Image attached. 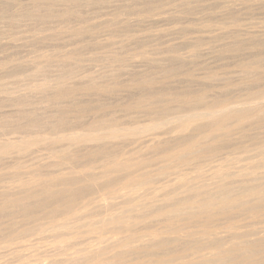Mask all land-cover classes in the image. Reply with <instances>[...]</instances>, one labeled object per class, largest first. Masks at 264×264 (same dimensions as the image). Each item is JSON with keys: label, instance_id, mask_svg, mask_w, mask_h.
I'll return each mask as SVG.
<instances>
[{"label": "rangeland", "instance_id": "rangeland-1", "mask_svg": "<svg viewBox=\"0 0 264 264\" xmlns=\"http://www.w3.org/2000/svg\"><path fill=\"white\" fill-rule=\"evenodd\" d=\"M252 61L259 62V66L241 72V63L248 64ZM50 84H52V89ZM261 90L264 92V0H74L67 4L62 0H0V144L18 140V143L27 145L24 150L0 154V206L4 204L0 207V264H37L38 261H40L38 264H50V261L53 264H108L102 259L107 256V253L104 254V252L109 250L106 249L110 245L108 240L111 239L109 238L116 239L123 235L133 237V234L136 238L142 236L140 234L159 232V228L162 226L161 231H167L164 226H167V229L171 228L172 223L169 222L172 219L176 220H173L176 226L173 225L174 229L169 230L178 231L177 233L192 232V230L194 233L197 230L201 232L200 230L206 226L205 222L210 221L208 219L215 223H210L211 225H217V227L219 225L220 229L229 228L234 224L235 229L239 230H231L230 234L238 232V234L249 235L257 232L259 227V229L264 227V213L262 214L264 207L260 209L262 211L249 210L247 207L251 202L244 203V201L238 200L240 205L243 203L247 207L242 204L238 205L239 207L234 205V209H225L228 210V213L223 211V216L227 217V220L223 217L225 221H218V219H222L221 216L219 218L222 212L216 213L218 215L215 214V216L211 215V218L208 217L209 215L206 213L211 212V210L208 211L211 206L207 204L203 209L202 206H199L200 210L197 209L198 211L194 212L195 215L178 214L181 212L169 214L167 215L169 221L164 219L167 223L163 220L165 215H159V217L149 214V212L152 211V208L170 204L172 198L178 201L181 200L180 197H183L184 200V197L193 193L196 188L201 190L204 186L212 188L220 181L224 182L227 189L233 187L236 190L243 188L254 190L257 187L255 191L260 189L263 192L264 189L261 187L263 185L264 188V177L260 176L264 175V165L261 167L263 160L260 157L264 159L262 157L264 156V144L261 143L264 142V116L260 119L256 117L250 119L251 121L246 120L243 122L242 128H238V130L236 128L224 134L218 133V131H207L205 134L207 133L208 136L204 138H202L203 134L202 137L195 136L196 143L193 147L195 150L191 151V154H187L188 156L185 154V158L189 157L187 160H184L183 155H180L184 153V150L177 152L183 147L170 150L175 156L169 150H167L168 152L164 151L166 148L175 146L184 138L186 140L191 133H193L191 135H195L198 132L197 128L190 129L191 126L189 127V124L192 125L198 120L196 117L200 116L199 122L197 121L194 125H207L205 121L208 118L205 116L211 108L214 110L226 105H234L247 96L261 93ZM58 91L64 94L56 97L55 93ZM201 94L205 96H201ZM198 95L201 96L199 98L201 101L203 100L202 102L198 101L200 99H196L197 101H193L195 98L191 99ZM217 100L221 102L222 106ZM196 102H199V105ZM208 102L211 103L208 104ZM202 104L204 105L202 106ZM191 105L192 108L195 107V110H190ZM199 106L206 107L201 109ZM180 108L185 111L184 114ZM159 110H164L166 120H161L163 113ZM178 110L183 114H179L183 118L181 119L182 123L186 120L184 118L190 115L189 119L192 120V112L194 116L198 114L196 119H193L194 123L193 120L192 122L189 120L190 123L187 121L186 124L188 128H182L186 131H181L180 126H185L186 121L184 124L177 123V125L180 124L179 128L176 125L177 129L175 128V130L179 129L181 132L174 131L173 125L180 121V116L177 115ZM186 110L191 111L189 116H186L188 113ZM196 111L197 114H195ZM200 113L206 114L201 118ZM169 115L172 116L169 117ZM147 119L153 128L149 127ZM201 119L205 121L200 122ZM257 119L258 122H256ZM100 120H104V123L102 121L104 125L102 123L99 125H106V129L97 126L101 122ZM116 120L118 122L122 120L120 124L124 123L125 129L128 130L126 125L130 128L129 134L125 129H123L124 132L122 131L124 126L121 127ZM171 120L175 123H172ZM96 121H98L97 125ZM111 121L119 124L121 129L119 126L114 127L116 124H108V122L112 123ZM139 124L148 132L146 130L141 132L144 129ZM143 124L148 125L147 127L152 130L147 129ZM137 125L141 130L139 127L137 129ZM203 127L205 129V126ZM95 128L100 129L103 134L98 133L99 130L97 132L94 130ZM133 128L140 131L141 134H138L137 131L133 134L131 132V130L134 131ZM70 129L72 134L95 135L96 133L105 136L109 134L110 129V131L112 130L110 134L120 133L121 137L99 140V144L96 142L80 144L64 150V147L61 146L63 142H58V135H62L61 131H64L63 135L71 134L68 131ZM79 129L81 131L83 129L84 132H80ZM45 132L46 134L48 132V135ZM121 132L127 136H122ZM43 134L44 136H42ZM164 152H167L169 157ZM169 154L173 157L171 158ZM103 156L104 158H102ZM100 157L103 162L107 161L106 165L109 167L105 163L103 164ZM67 158L70 159L67 160ZM99 158L101 164L98 163L100 162ZM113 158L114 160H112ZM175 158H178V161ZM95 161H98V164ZM116 161L122 163L121 167L118 165L119 168H116L118 164V162L115 163ZM70 162H72V166ZM128 162L131 164H127ZM81 164L82 166H80ZM126 165H133L132 169ZM87 166H89L88 169H86ZM81 167H85V169H81ZM102 167L104 168L101 170ZM72 168H77L73 172H85L84 175L81 173L84 177L92 174L96 168H98V172H104L103 177L98 173V176L102 178L95 175L96 177H88L82 182L72 185L73 189L86 187L81 196L79 195L77 198L84 205L80 203V206H76L74 209V211L78 209L75 211L76 213L65 205L52 203L53 199H48L44 194L27 198L21 197L27 196L31 191H35L34 189L40 191L44 185H47L46 181L50 185L55 183V180L59 183L60 179L63 181L76 179L73 176L79 175V173H71ZM109 169L114 173L111 174ZM116 169L120 174L115 171ZM105 171H107V175H111L106 176ZM228 172H230V176L227 175ZM128 173L131 181L138 179L137 182H140L143 179L145 182L136 184V180L131 182L130 177L126 178L127 180L124 179V175L129 176ZM80 175L76 177L84 178ZM121 175L123 177H120ZM116 176L125 181L120 178L116 181L118 179ZM31 177L33 178L31 179ZM39 177L41 182L46 180L42 186L37 183L39 185L36 186L30 184L31 187L28 185L29 182L25 183L27 180L32 181ZM54 178L55 180H53ZM93 178H95L94 181ZM99 179H102L101 182L103 180L106 182L108 179L109 184L103 183V185ZM113 179L115 183L123 182L115 184L111 182ZM240 180L243 183L239 182ZM92 181H96L95 185ZM97 182L99 190L102 187L106 189L103 188L98 192ZM126 183L128 185L131 183L132 187L126 186ZM212 183H214L213 186ZM110 184H113L112 187ZM64 186L61 184L51 186V188L53 187L54 189H52H56V191L60 190V194H62ZM117 186H120L119 189L116 188ZM123 186L126 189H133V192L130 189V192H126L128 189H124ZM93 187L96 190H93L94 194L92 193ZM222 187L226 189L223 185ZM108 190L114 191L107 192ZM86 191L87 193H85ZM121 192L123 195L118 197L117 194H121ZM84 193L85 196L82 195ZM98 194L99 196L96 198ZM15 196L17 197L15 198ZM81 197L84 199L81 200ZM98 198L100 201L106 202L107 205L99 207L96 204L97 200L99 201ZM164 198H170V200ZM43 200L49 201V203L51 201L52 204L44 209L46 214L51 209L53 212L56 211L54 213L56 215L57 208L61 209L62 206L67 209L64 212L63 209L62 212L58 209L62 214L57 213V217L53 215V212H49L50 217L47 215L46 217L44 212L38 213L40 216H36L38 218L36 222L40 224L43 221L45 223H41L34 233L23 238L26 232L21 228L23 226L33 228L36 222H33L34 218L32 217L28 219L18 217L19 213L16 211L19 206L20 208L23 206L36 208L39 204L37 202ZM122 200L123 203H119ZM183 200L181 201L183 202L182 207L187 206L189 202ZM91 201L93 202L91 203ZM262 201L264 202V198ZM86 202H90V205L87 203V207L82 208V206H86ZM147 202L148 204H146ZM235 204L238 202L236 201ZM141 205L144 207L141 208ZM88 206L90 207L88 208ZM106 206L109 207L106 208ZM130 206L134 207L135 211ZM80 207L82 210L79 209ZM53 208L55 209L52 210ZM105 208L109 209L105 211ZM121 209L126 212L119 215V217L123 216L120 219L115 216L117 213L114 212L117 211L118 214H121ZM201 209L204 210L206 216ZM245 210L246 212H243ZM90 212H94L93 215ZM125 214H127L128 221L124 219ZM51 215L56 218H52ZM106 215L108 221H106ZM138 215L139 217H137ZM143 215L147 216L144 218ZM101 216L105 218L103 217L102 220ZM130 216L131 220L128 219ZM132 216L136 218H132ZM185 216L188 220L184 218ZM216 216L218 218H215ZM44 217L45 219L49 218L50 222L48 223L49 219L43 220ZM116 218H119L120 221ZM67 219L70 220H68L69 224L66 223L68 226L58 227L57 230L55 225L58 222H65ZM91 220L93 221L91 222ZM100 220L103 221L102 224L106 225H101ZM113 220L123 223L122 227L129 226L122 228L121 223L119 225L117 222L116 225L120 226V231L116 226V233L112 230L116 223ZM95 221H98L99 224ZM183 222L187 224L184 225ZM188 223H191L189 229L185 228ZM195 223L199 226L194 227ZM168 224L170 225L168 226ZM209 225L207 224L203 232L207 228H212ZM182 226L184 227L182 228ZM94 227L100 229L97 228L95 231ZM232 228L234 229V226ZM200 234L202 233L198 235ZM10 236L11 238L7 239ZM167 236L162 239L171 242L172 244L169 243L168 246L174 250L183 249L185 245L188 247L192 241H195L189 242V238L187 240L182 238L183 241L180 238L175 241L174 236L169 235L168 238ZM257 236L250 235L245 239L253 240L256 237L261 238L260 236L263 235L257 234ZM6 240L7 242H5ZM102 247L105 248L104 251ZM130 247L132 248L133 245L128 246V248ZM94 249L99 250L98 255L95 254L96 250ZM120 249L127 251L125 247ZM260 249L258 257L264 254V244ZM131 256L133 255H127L126 259ZM92 257L94 258L92 259ZM147 261L148 264H159L158 257L155 256H146L134 262L147 264Z\"/></svg>", "mask_w": 264, "mask_h": 264}, {"label": "bare ground", "instance_id": "bare-ground-1", "mask_svg": "<svg viewBox=\"0 0 264 264\" xmlns=\"http://www.w3.org/2000/svg\"><path fill=\"white\" fill-rule=\"evenodd\" d=\"M62 1H64L66 4L67 3H70L71 1H74V0H62ZM76 1V0H75ZM41 3V2H40ZM46 3V2H45ZM48 5V4H47ZM50 5V4H49ZM77 12V11H76ZM56 17V16H55ZM259 62H257V61H252V62H250V63H248V64H245L244 62H242L241 63V65H242V70H241V72H243V71H245V69H249V68H254V67H258L259 66ZM57 83V82H56ZM58 83H59V81H58ZM58 83H57V85H58ZM45 84V83H44ZM51 85V89H52V84H50ZM54 85V84H53ZM31 86V85H30ZM157 87V86H156ZM50 91V90H49ZM262 91V90H261ZM260 92V91H259ZM45 93V92H44ZM258 93V92H257ZM62 94H64L63 92H56L55 93V96L57 97V96H61ZM254 94V93H253ZM51 95V94H50ZM202 95H204V94H201V96ZM199 96L200 95H198V97H192L191 99H193V98H195L193 101H195L196 99H200L199 98ZM200 96V97H201ZM205 96V95H204ZM46 99V98H45ZM73 99V98H72ZM171 99H173V98H171ZM204 99V98H203ZM197 101V100H196ZM199 102L201 101V99L200 100H198ZM203 101V100H202ZM201 101V102H202ZM216 101V100H215ZM155 102V101H154ZM190 103V100L189 101H187V103ZM199 102L197 103V105H199ZM205 102V101H204ZM217 102H218V100H217ZM187 103H184V104H187ZM188 103V104H189ZM207 103V102H206ZM211 102H208V104H210ZM212 103H214L213 101H212ZM216 103V102H215ZM221 106H222V104H221V102H218ZM193 104H195V103H193ZM205 104V103H204ZM204 104H202V106L204 105ZM207 104V105H208ZM217 104V103H216ZM136 105V104H135ZM144 105V104H143ZM196 105V104H195ZM197 105L195 106V107H197ZM200 105H201V103H200ZM206 105V104H205ZM219 105V106H220ZM224 105V104H223ZM153 106V105H152ZM185 106V105H184ZM188 106V105H187ZM202 106H199V107H201V109H205V107L206 106H204V107H202ZM211 106V105H210ZM210 106H208V107H210ZM212 106H215L214 104H212ZM211 106V107H212ZM220 106V107H221ZM182 107V106H181ZM186 107V106H185ZM185 107H183V108H185ZM190 107V106H189ZM194 107V108H195ZM207 107V108H208ZM210 107V108H211ZM216 107V106H215ZM215 107H213V108H215ZM194 108H192V105H191V108H190V110L191 109H193V110H195ZM206 108V109H207ZM209 108V109H210ZM216 108H218V107H216ZM185 109H188V108H185ZM184 109V110H185ZM182 110V112H183V114H184V112L185 111H183V109L182 108H180V111ZM189 110V109H188ZM188 110H186V111H188ZM208 110V109H207ZM212 110V111H211ZM211 110H210V112L208 113V114H206V116H205V114H203L205 117H207L208 118V120H207V118H206V120L207 121H205L204 119H201L200 120V122L203 120V121H205V122H207V125H201V124H199V125H194L198 120H199V118H200V116H199V118L198 117H196L198 114H197V111L195 112V114H197L196 116H194V113L192 112L191 113V111L189 112L188 111V113H187V115L186 116H189L190 114L189 113H191V114H193L192 115V120L196 117L198 120L194 123V121L195 120H193V123L194 124H192V125H190L189 124V127H190V129L191 128H193V129H196V130H198V132L195 134V135H191V134H193V133H191L190 135H189V137L186 139V140H182V141H178L179 143L178 144H176L175 146L173 145L172 147H169V148H166L164 151H167V150H169V152L172 154V152L170 151V150H172V149H174V148H178L179 149V147H183V148H181L179 151H177L178 153L179 152H181L182 150H184L183 152V154L181 153L180 155H183L182 157L184 158V160L186 159H189V157L188 158H185L186 157V155L187 154H191V151H194L195 149H193V147H194V145H195V143H196V141H194V137L195 136H197V135H202L201 137L202 138H204V137H206V136H208V134L206 135L205 134V132H209V131H213V132H216V131H218V133L219 132H221V134L223 133H227V132H229V131H231V130H233V129H236V130H238V128H242V124H243V122H245L246 120H250V119H254V118H256V117H259L258 119H260V117H263L264 116V92L262 91L261 93H258V94H255V95H250V96H247L245 99L243 98V100H240V102H238V103H236V104H234V105H226L225 107L223 106L222 108H219V109H212L211 108ZM160 111V110H159ZM162 111V112H161ZM160 112L161 113H163L164 112V110H161ZM179 110L177 111L178 112V114H177V112H176V114L177 115H179V114H181V113H179L180 112ZM209 111V110H208ZM147 112V111H146ZM157 112V111H156ZM160 112H157V113H160ZM206 112V111H205ZM152 113V112H151ZM175 113V112H174ZM174 113H172L173 115H174ZM52 114V113H51ZM183 114H181V115H183ZM201 115H202V113H200ZM199 114V115H200ZM163 115H164V113H163ZM163 115H162V119L161 120H166L165 118V115H164V118H163ZM181 115H179L180 117H179V119H180V121L179 122H176V124H174L173 125V127H174V131H178V132H181V131H186V130H182V128H185L186 127V124L189 122V120L192 122V120L191 119H189V117L191 116H189V117H185L184 118V120L186 121V123H185V121H184V123H185V126H183V125H180V124H184V123H182L181 122V119H183V118H181L182 116ZM203 115H202V117L201 118H203ZM167 116H168V114H167ZM170 116H172V115H169V117ZM176 116V115H175ZM61 117V116H60ZM72 117V116H71ZM177 117V116H176ZM58 118V117H57ZM150 118V117H149ZM159 118H161V117H159ZM158 118V120H160ZM175 118V117H174ZM178 118V117H177ZM187 118H188V120H187ZM191 118V117H190ZM195 118V119H196ZM114 119V118H113ZM171 119V118H170ZM258 119H257V121L256 122H258ZM150 120V119H149ZM173 120V119H172ZM171 120V121H172ZM177 121H178V119H176ZM101 122L100 123H98V125H97V122L98 121H96L95 123H96V125L99 127H104L105 129H106V125L105 126H103L104 124V120H100ZM102 121H103V123H102ZM107 121V120H106ZM105 121V122H106ZM114 121V120H113ZM117 121V120H116ZM147 121H148V119H147ZM154 121V120H153ZM168 121V120H167ZM188 121V122H187ZM251 121V120H250ZM260 121V120H259ZM55 122V121H54ZM112 122V121H111ZM118 122V121H117ZM120 122H122V120L120 121ZM120 122H118L119 124H120ZM149 122V127H152L150 124V121H148ZM151 122H152V120H151ZM174 121H172V123H173ZM199 122V121H198ZM255 122V123H256ZM28 123V122H27ZM103 124L102 126L101 125H99V124ZM170 123V122H169ZM168 123V124H169ZM175 123V122H174ZM177 123H180V124H178L177 125ZM190 123V122H189ZM108 124H116L114 127H116V126H119V124H117V123H109L108 122ZM129 124H130V122H129ZM135 124V123H134ZM158 124V123H157ZM162 124V123H161ZM161 124H159V125H161ZM203 124H205V123H203ZM123 126H124V123L122 124ZM122 125L120 124V126L122 127ZM148 125H145V124H143V126L145 127H147ZM166 125V124H165ZM172 125V124H171ZM176 125H177V127L180 125L181 126V131L178 129V130H175V128H176ZM244 125V124H243ZM92 126H94V125H92ZM109 126V125H108ZM107 126V127H108ZM111 126V125H110ZM119 126V128L121 129V127ZM135 126H136V124H135ZM139 126H141L140 124H139ZM138 125H137V129H138V127H139ZM156 126V125H155ZM163 126H164V124H163ZM183 126V127H182ZM188 126V125H187ZM197 126V127H196ZM203 126H205V129H204V127ZM82 127V126H81ZM91 127V126H90ZM96 127V126H95ZM112 127V126H111ZM149 127H147V129H151L152 130V128H149ZM160 127V126H159ZM195 127V128H194ZM200 127H201V129H200ZM36 128V127H35ZM54 128V127H53ZM68 128V127H67ZM66 128V129H67ZM77 128V126L75 127V129ZM79 128V127H78ZM87 128H89V127H87ZM94 128V127H93ZM92 128V129H93ZM119 128H117L118 130H119ZM126 128H128V130L130 129L127 125H126ZM135 128V127H134ZM134 128H133V130H134ZM141 128H143L142 126H141ZM141 128L139 127V129L141 130ZM179 128V127H178ZM186 128H188V127H186ZM47 129V128H46ZM72 129V128H71ZM71 129L70 130H68L69 132L71 131ZM74 129V128H73ZM84 129H86V128H84ZM91 129V130H92ZM104 129V130H105ZM108 129V128H107ZM112 129V128H111ZM123 129H125V126L122 128V131H123ZM132 129V128H131ZM137 129L136 130H134V131H132L131 130V132L133 133H135L136 131H137ZM144 129V128H143ZM171 129V128H170ZM177 129V128H176ZM56 130H57V128H56ZM60 130H62V129H60ZM64 130H65V128H64ZM80 130V129H79ZM94 130H96L97 132H98V130H99V132L98 133H102V132H100V129H98L97 130V128H95ZM102 130V129H101ZM113 130V129H112ZM112 130L110 131V129H109V134H107V136H105V135H102V134H96L95 133V135L93 134H91V135H79V134H72L71 132V134H68V135H63V132L64 131H61L62 132V135L61 136H59L58 135V133H57V135H58V142H63L62 144H61V146L62 147H64V150L66 149H69V148H71V147H74V146H79L80 144H84V145H86L87 143H90V142H96V143H98L99 142V140H106V139H112V138H117V137H121L120 136V133L119 134H110L111 132H112ZM126 131H128L127 129H125ZM124 130V131H125ZM146 129H144L143 131L141 130V132H144ZM47 131V130H46ZM82 131L84 132V130L82 129ZM81 130H80V132H82ZM95 131V132H96ZM106 132H107V130H105ZM121 131V130H120ZM119 131V132H120ZM123 131V132H124ZM147 131V130H146ZM172 131V130H171ZM173 131V132H174ZM188 131V130H187ZM57 132V131H56ZM58 132H60L59 130H58ZM76 132V131H75ZM123 132H121L122 134V136H127V134H129V131L127 132V134H124ZM138 132V134L140 133V131H137ZM136 132V133H137ZM148 132V131H147ZM212 132V133H213ZM43 133V132H42ZM52 133V132H51ZM50 133V134H51ZM86 133V132H85ZM84 133V134H85ZM108 133V132H107ZM132 133H130V134H132ZM133 133V134H134ZM211 133V132H210ZM209 133V134H210ZM211 133V134H212ZM30 134V133H29ZM45 134H46V132H45ZM65 134V133H64ZM105 134V133H104ZM124 134V135H123ZM132 134V135H133ZM138 134H135V135H138ZM141 134V133H140ZM144 134H146V133H144ZM211 134H210V136H211ZM46 135H48V132H47V134ZM55 135H56V133H55ZM226 135V134H225ZM42 136H44V134L42 135ZM50 136V135H49ZM129 136V135H128ZM48 137V136H47ZM51 138V137H50ZM54 138V137H53ZM39 139V138H38ZM47 139V138H46ZM55 139H57V138H55ZM197 139V138H196ZM18 141V140H17ZM11 142V143H4V144H0V154H9V153H11V152H14V151H21V150H24L25 149V147L27 146V145H25V144H21V142L20 143H18V142ZM34 141H36V140H34ZM33 141V142H34ZM44 141V140H43ZM57 141V140H56ZM111 142V141H110ZM93 143H90V144H93ZM198 143H200V142H198ZM261 143H263L264 144V142H261ZM38 144V143H37ZM99 144V143H98ZM84 145H82V146H84ZM102 145V144H101ZM100 145V146H101ZM197 145V144H196ZM199 145V144H198ZM28 146H29V144H28ZM264 146V145H263ZM47 147V146H46ZM200 148V147H199ZM199 148H197V149H199ZM260 148H262V147H260ZM160 149V148H159ZM164 149V148H163ZM178 149H176V150H178ZM215 149H216V147H215ZM264 149V148H263ZM34 150V149H33ZM47 150V149H46ZM175 150V151H176ZM201 151H202V148L200 149ZM199 150V151H200ZM211 150H213V149H211ZM259 150V149H258ZM51 151H52V149H51ZM214 151V150H213ZM264 151V150H263ZM57 152V151H56ZM163 152V151H162ZM161 152V153H162ZM168 152V151H167ZM167 152H164V153H167ZM198 152V151H197ZM196 152V153H197ZM259 152V151H258ZM257 152V153H258ZM55 153V152H54ZM77 153V152H76ZM104 153V152H103ZM173 153H174V150H173ZM178 153H176V154H178ZM194 154H195V152H193ZM199 153V152H198ZM259 153H261L262 154V152H259ZM53 154V153H52ZM87 154V153H86ZM186 154V155H185ZM193 154V155H194ZM264 154V153H263ZM55 155V154H54ZM170 155V154H169ZM173 156H175V154H172ZM260 155V154H259ZM116 156V155H115ZM167 156H168V153H167ZM172 156V157H173ZM177 156V155H176ZM188 156V155H187ZM258 156V155H257ZM169 157V156H168ZM170 157H171V155H170ZM171 157V158H172ZM178 157V156H177ZM181 159H183L181 156H179ZM191 157H192V155H191ZM262 157H264V156H262ZM65 158V157H64ZM101 158V157H100ZM100 158H99V160L98 161H100ZM102 158H104V156L102 157ZM101 158V161L103 160ZM179 158V159H180ZM2 159V158H1ZM68 159H70V158H67V160ZM91 159V158H90ZM121 159V158H120ZM178 158H175V160H177ZM260 159H262L263 160V163H264V159L263 158H261L260 157ZM73 160V159H72ZM75 160V159H74ZM92 160V159H91ZM97 160V159H96ZM112 160H114V158L112 159ZM116 160V159H115ZM94 161V160H93ZM97 161V162H98ZM98 162V163H102V162ZM105 161V160H104ZM119 161V160H118ZM118 161H116L115 163H117ZM141 161V160H140ZM173 161H174V159H173ZM172 161V162H173ZM178 161V160H177ZM183 161V160H182ZM181 161V162H182ZM55 162V161H54ZM87 162V161H86ZM96 162V161H95ZM96 162V163H97ZM106 162L107 161H105V162H103V164L105 163V165H106ZM113 162V161H112ZM111 162V163H112ZM125 162H126V160H125ZM132 162V161H131ZM174 162H176V161H174ZM180 162V163H181ZM65 163V162H64ZM72 162H70V164H71ZM74 163V162H73ZM94 163V162H93ZM97 163V164H98ZM261 164L262 166L261 167H263V165L264 164ZM67 164V163H66ZM99 164V165H100ZM108 165L110 164V161L107 163ZM120 164H122L121 162L119 163L118 162V164H117V167L116 168H119V166L121 167V165ZM127 164H131V163H127ZM133 164V163H132ZM63 165V164H62ZM89 165H91V164H89ZM93 165V164H92ZM94 165H96V164H94ZM112 165V164H111ZM113 165H116V164H114L113 163ZM119 165V166H118ZM129 165H126V166H129ZM71 166H72V164H71ZM77 166V165H76ZM80 166H82V164L80 165ZM98 166V165H97ZM102 166H104V165H102ZM107 166V165H106ZM124 166V165H123ZM131 166H133V165H131ZM131 166H129L130 167V169H132V167ZM260 166V165H259ZM64 167H66V166H64ZM74 167V166H73ZM88 167L89 166H87V168L86 169H88ZM100 167H101V165H100ZM107 167H109V166H107ZM111 167V166H110ZM70 168V167H69ZM104 167H102L101 168V170L103 169ZM125 168V167H124ZM73 170L71 171V173L75 170L76 171V169L75 168H72ZM81 169H85V167H81ZM108 169V168H107ZM122 169V168H121ZM126 169H128L127 167H126ZM125 169V170H126ZM130 169H128V171H130ZM69 170H71V169H69ZM96 170V171H95ZM94 170V172L92 173V174H90V172H89V174L90 175H87V176H83L84 174H85V172L84 173H80V171H78V172H73V173H79V175L81 174L84 178H78V177H76V176H79V175H77L76 174V176H73V177H75L76 179H71V180H66L65 179V181H63V180H61L60 178V182L59 183H57V180H55V178L53 179V180H55V183H51L50 185H49V183H48V181H46V180H43V182L44 181H46L47 182V185H44L43 186V189H41L40 191H36V189H34L35 191H31L30 193H29V191L30 190H32V189H30L29 191H28V195L27 196H21V197H28V196H35V195H39V194H44V196H46L48 199H53L52 201V203H56V204H58V205H65V207H67V208H70V209H73V211H74V209L76 208V206H80V203H81V201H80V199H78L77 200V198H78V196L80 195L81 196V193H83L85 190H84V188H86V187H84L83 189H80V188H76V189H73V188H71L72 187V185H74V184H76V183H78V182H82L83 180H85V179H87L88 177L89 178H91V177H93V176H95V175H97L98 176V173H99V175H101L102 174V177H103V174H104V172H98L97 170H98V168H96ZM106 170V169H105ZM110 171H111V169H109ZM118 169H116L115 171H117ZM124 170V169H123ZM104 171V170H103ZM109 171V172H110ZM127 171V170H126ZM125 171V172H126ZM113 172V170L111 171V174H113L112 173ZM124 172V173H125ZM227 172V171H226ZM64 173V172H63ZM86 173H87V171H86ZM117 173L118 174H120V172H118L117 171ZM127 173V172H126ZM130 173V172H129ZM128 173V174H129ZM131 173H132V171H131ZM229 173L230 172H228V176H230L229 175ZM48 174V173H47ZM60 174V173H59ZM105 174H106V176H109V175H111V174H109V175H107V171H105ZM234 174H236V173H234ZM33 175V174H32ZM35 175V174H34ZM37 175V174H36ZM35 175V176H36ZM70 175V174H69ZM80 175V176H81ZM127 175V174H126ZM232 175V174H231ZM239 175V174H238ZM28 176H29V174H28ZM62 176V175H61ZM105 176V177H106ZM128 176V175H127ZM215 176V175H214ZM243 176V175H242ZM72 177V178H73ZM96 177V176H95ZM99 177V176H98ZM101 176L99 177V178H102ZM105 177H104V179H105ZM117 177V176H116ZM120 177H123V175H121ZM119 176L116 178L117 180L116 181H118L119 180V178H120ZM124 179H126V178H128L129 179V177H130V174H129V176L128 177H126L125 175H124ZM261 178H263L264 177V175H261L260 176ZM28 178V177H27ZM33 177H31V179H32ZM69 178V177H68ZM113 178V177H112ZM115 178V177H114ZM136 178V177H135ZM225 178V177H224ZM24 179V178H23ZM26 179V178H25ZM24 179V180H25ZM58 179V178H57ZM109 179V178H108ZM108 179H107V181L105 182L104 180H103V182H101L102 181V179H99V181H100V183H107V184H109L108 183ZM111 179V178H110ZM121 179V178H120ZM123 179V178H122ZM121 179V180H122ZM123 179V181H125ZM257 179V178H256ZM259 179V178H258ZM27 180V179H26ZM92 180V179H91ZM95 180V178H93V181ZM120 180V181H121ZM127 180V179H126ZM136 180V184H138V183H140V182H145L143 179H142V181L140 180V182H137V180L138 179H135ZM135 180H132V181H135ZM223 180V179H222ZM264 180V179H263ZM21 181V180H20ZM23 181V180H22ZM63 181V182H62ZM92 181V183H94V185H95V183H96V181L95 182H93ZM115 180L113 179V181L111 180V182H114ZM122 181V182H123ZM130 181H131V177H130ZM131 181V182H132ZM248 181V180H247ZM29 182V183H28ZM43 182H41V180H40V177L38 178V179H34V180H32V181H26L25 183H28V185H30V184H35L34 186H36V185H43L44 183ZM110 182V183H111ZM122 182H117V183H122ZM223 182V181H222ZM221 181L219 182V183H216L215 184V186H213V184L214 183H212V188H207L206 186H204L203 188H202V190L201 189H195L194 190V192L193 193H191L190 195H188L187 197H184L185 199L183 200V197H180L181 198V200L178 198V197H176V198H178L177 200L178 201H175V200H173V198H172V200H170V198H168L171 202H170V204L168 203V204H164V205H161V206H158V207H156V208H152L151 210L152 211H148L149 212V214L151 213V214H154V216L156 215V216H159V215H165L166 217L165 218H163V220L165 219V220H168L169 221V218L167 219V215H169V214H174L175 212H181V213H178V214H186V215H189V216H191L192 214H194V212L197 210V209H199L198 207L200 206H202V209H203V207H204V205L206 206V204L209 206H211L209 209H208V211L209 210H211V212H207L206 214H208L209 216L208 217H210L211 215L212 216H215V214L216 213H218V214H220L221 212H222V215H219V218H220V216H221V218L222 219H218V221L219 220H224L225 221V219L227 220V217L225 218L224 216H223V211L225 210V209H229V208H231V209H234L235 208V206L234 205H240L239 204V201H244V203L246 202V203H249V202H251V203H249V205H248V207L245 205V204H243V205H245L247 208H249V210L251 209L252 211L253 210H260V209H262L263 207H264V202L262 201L263 200V198H264V190H262L263 192H261V190L259 189V190H257V191H255L256 189H257V187L256 188H254V190L253 189H248L247 190V188H243V189H234L233 187L232 188H229V189H227L226 187H225V185H224V182L222 183ZM239 182H241V180L239 181ZM244 182H245V180H244ZM262 182V180L260 181V183ZM37 183H39V184H37ZM43 183V184H42ZM115 183V182H114ZM117 183H115V184H117ZM142 183H141V185H142ZM241 183H243V182H241ZM65 185L64 187V190H62L63 191V193L62 194H60V190L58 191H56V189L55 190H53L52 188H51V186H59V185ZM127 184V183H126ZM125 184V185H126ZM131 184V183H130ZM129 184V185H130ZM135 184V185H136ZM256 184V183H255ZM264 184V183H263ZM104 185V184H103ZM111 185V184H110ZM113 185V184H112ZM112 185H111V187H112ZM123 185H124V183H123ZM128 184L126 185V186H129ZM134 185V186H135ZM222 185L226 188V189H224L223 187H222ZM257 185H259V184H257ZM24 186V185H23ZM31 186V185H30ZM79 186V185H78ZM97 187H98V190L100 189L99 188V185H98V182H97V185H96ZM116 186V185H115ZM131 186V185H130ZM129 186V187H130ZM136 186H139L140 187V185H136ZM259 186H261V185H259ZM16 187V186H15ZM32 187V186H31ZM74 187V186H73ZM80 187V186H79ZM120 187V186H119ZM119 187L117 186L116 188H118L119 189ZM132 187V186H131ZM255 187V186H254ZM62 188V187H61ZM106 189L105 187H102V189ZM115 188V187H114ZM122 188V187H121ZM123 188L124 189H126L124 186H123ZM137 188V187H136ZM136 188H135V190H136ZM223 188V189H222ZM97 189V188H96ZM101 189V190H102ZM128 189V188H127ZM126 189V190H127ZM130 189V188H129ZM129 189L126 191V192H128L129 191ZM233 189V190H232ZM245 189V190H244ZM261 189H264L263 188V185H262V187H261ZM88 190V189H87ZM93 190H94V187H93V189H92V193H93ZM97 190V191H98ZM101 190H99L98 192H100ZM115 190V189H114ZM114 190H108L107 192H109V191H114ZM117 190V189H116ZM115 190V191H116ZM123 190V189H122ZM131 190V189H130ZM94 191H96V190H94ZM132 192H133V189L131 190ZM89 192V191H88ZM125 192V191H124ZM125 192V194H127ZM130 192V191H129ZM131 192V193H132ZM85 193H87V191L85 192ZM85 193L84 194H82V195H84L85 196ZM89 193H91V192H89ZM91 193V194H92ZM95 193V192H94ZM93 193V194H94ZM97 193V192H96ZM123 192H121V194L120 193H118L117 195H118V197H120V196H122L123 194H122ZM131 193H130V195H131ZM135 193V192H134ZM17 194V193H16ZM15 194V195H16ZM60 194V195H59ZM111 194V193H110ZM226 194H228V195H226ZM11 195H14V194H11ZM26 195V194H25ZM96 195V194H95ZM101 195V194H100ZM120 195V196H119ZM128 195V194H127ZM9 196V195H8ZM19 196V197H20ZM83 196V197H84ZM89 196V195H88ZM99 196V194L96 196V198ZM102 196V195H101ZM126 196V195H125ZM17 196H15V198H16ZM38 197V196H37ZM39 198H40V196H39ZM85 198H87V197H85ZM93 198H94V196H93ZM100 198V197H99ZM98 198V199H99ZM122 198V197H121ZM129 198V197H128ZM127 198V199H128ZM176 198H174V199H176ZM9 199V198H8ZM11 199V198H10ZM9 199V200H10ZM14 199V198H13ZM19 199H21V198H19ZM23 199H25V198H23ZM43 199H45V198H43ZM82 199H84V198H82L81 197V200ZM89 199V198H88ZM95 199V198H94ZM102 199V198H101ZM125 199V198H124ZM164 199H167V198H164ZM164 199H162V200H164ZM167 199V200H168ZM42 200V199H41ZM47 200V199H46ZM86 200V199H85ZM90 200V199H89ZM88 200V201H89ZM103 200V199H102ZM120 200V199H119ZM184 201V202H189V204L188 203H186V204H188L187 206H184V207H182V203L183 202H181V201ZM239 200V201H238ZM28 201V200H27ZM84 201V200H83ZM124 201H126V200H124ZM166 201V200H165ZM236 201L238 202V204H235L236 203ZM6 202H9V201H6ZM11 202V201H10ZM9 202V203H10ZM14 202H19V201H14ZM24 202V201H23ZM23 202H21V203H23ZM35 202V201H34ZM93 201H91V203H92ZM172 202H175V203H172ZM263 202V203H262ZM37 203H39L38 204V207L36 206V208H33V207H30V206H23V207H21L20 208V206H19V208H18V211H16V212H18L19 214H18V217H23L24 219H28L29 217L31 218H34L33 219V222L35 221H38V220H36V219H38V218H36V216H40L38 213H40L41 214V212H44V209H46V208H48L49 206H50V204H51V201H50V203H49V201H39V202H37ZM85 203V202H84ZM87 203L88 202H86V206H82V208L83 207H87ZM95 203V202H94ZM119 203H123V200L122 201H120ZM126 203H127V201H126ZM139 203H141V202H139ZM241 203V202H240ZM1 204V203H0ZM2 204H3V202H2ZM13 204H15V203H13ZM81 204H83V203H81ZM89 205H90V202L88 203ZM96 204L97 205H99V207H105V204L107 205V203L106 202H102V201H100V199H99V201L97 200V202H96ZM135 205H136V203H134ZM146 204H148V202L146 203ZM199 204V205H198ZM241 204V205H242ZM4 205V204H3ZM2 205V206H3ZM18 205V204H17ZM19 205H20V203H19ZM22 205H25V204H22ZM31 205V204H30ZM52 205V204H51ZM58 205H57V207H58ZM84 205V204H83ZM96 205V206H97ZM240 205V206H241ZM2 206H0V207H2ZM15 206V205H14ZM33 206V205H32ZM137 206V205H136ZM140 206V205H139ZM142 206L144 207V205H141V208H142ZM149 207H151L150 205H148ZM153 206V205H152ZM207 206V207H208ZM63 207V206H62ZM61 207V209L60 208H57V213H59V215L60 214H62L61 212H62V209H63V212L67 209V208H62ZM90 206H88V208H89ZM98 207V206H97ZM107 207H109V206H106V208ZM131 207V206H130ZM154 207V206H153ZM234 207V208H233ZM239 207V206H238ZM243 207V206H242ZM4 208V207H3ZM38 208V209H37ZM84 208V209H85ZM87 208V209H88ZM106 208L104 209L105 211H107L106 210ZM134 209V207H131V209ZM140 208V207H139ZM148 208V207H147ZM205 208V207H204ZM55 208H53L52 210H54ZM58 209H60L61 210V212H59L60 210H58ZM79 209H81V207L79 208ZM83 209V210H84ZM92 209V208H91ZM122 209H123V207H122ZM122 209H121V211H122ZM132 209V210H133ZM201 209V210H202ZM230 209V210H231ZM264 209V208H263ZM4 210V209H3ZM16 210V209H15ZM78 210V209H77ZM77 210H75V211H77ZM82 210V209H81ZM139 210V209H138ZM148 210V209H147ZM184 210H186V211H184ZM200 210V209H199ZM229 210V211H230ZM68 211V210H67ZM74 211V212H75ZM102 210L100 209V212H101ZM120 211V210H119ZM120 211V212H121ZM125 212H126V210H124ZM124 211H122L121 212V214H118L119 212H114V213H117V214H115V216L116 217H119V215H122V213H125ZM134 211H135V209H134ZM143 211V210H142ZM141 211V212H142ZM198 211V210H197ZM206 211V210H205ZM227 213H228V210H225ZM260 211H262V210H260ZM260 211H257L258 213H260ZM8 212V211H7ZM13 212V211H12ZM49 212H53V211H51V209H50V211H48L47 212V214L45 213V216L47 215L48 217H50L48 214H49ZM56 211L54 210V212H53V215L54 216H56L57 215V213H56V215L54 214ZM70 212V211H69ZM74 212H73V214H74ZM131 212V211H130ZM144 212V211H143ZM147 212V211H146ZM201 212V211H200ZM243 212H246V210L245 211H243ZM66 213H68V212H66ZM76 213V212H75ZM78 213V212H77ZM92 215H93V213L94 212H90ZM107 213H109V212H107ZM113 213V212H112ZM112 213H111V215H112ZM113 213V214H114ZM128 213V212H127ZM202 213H204V210H202ZM201 213V214H202ZM214 213V214H213ZM231 213V212H230ZM234 213V212H233ZM258 213H255V214H258ZM264 212H262V214H263ZM8 214V213H7ZM43 214V213H42ZM71 214H72V212H71ZM110 214V213H109ZM198 214H200L199 212H198ZM218 214H216V215H218ZM226 214V213H225ZM33 215H35L34 217H33ZM65 215H67V214H65ZM74 215H76V214H74ZM73 215V216H74ZM126 216H125V218L124 219H126V217H127V214H125ZM129 215H131V214H129ZM128 215V216H129ZM195 215V214H194ZM227 215V214H226ZM232 216L234 215V214H231ZM3 216H5V215H3ZM44 216V215H43ZM46 216V217H47ZM52 216V215H51ZM72 216V215H71ZM72 216V217H73ZM89 216H90V214H89ZM144 216V215H143ZM145 216H147V215H145ZM145 216H144V218H145ZM150 216V215H149ZM152 216V215H151ZM173 216H175V215H173ZM178 217L180 216V215H177ZM188 216V217H189ZM197 216V215H196ZM204 216H206L205 215V213H204ZM231 216V217H232ZM236 216V215H235ZM240 216V215H239ZM259 216V215H258ZM261 216V215H260ZM57 217V216H56ZM56 217H53L52 216V218H56ZM62 217V216H61ZM67 217V216H66ZM102 217V220H103V217L104 216H101ZM101 217H98V218H100L101 219ZM137 217H139V215L137 216ZM160 217V216H159ZM162 217H164V216H162ZM168 217H170V216H168ZM186 217L187 216H185L184 218L186 219ZM193 217V216H192ZM207 217V218H208ZM225 219H224V218ZM52 218H51V221H52ZM63 218V217H62ZM71 218V217H70ZM105 218V217H104ZM114 218V217H113ZM120 219L121 218H123V216L121 217H119ZM119 218H116L117 220H119ZM129 218H131V216L130 217H128V219ZM132 218H136L135 216H132ZM184 218H183V220H184ZM190 218V217H189ZM211 218V217H210ZM215 218H218L217 216L215 217ZM258 218V217H257ZM20 219V218H19ZM39 219H41V218H39ZM43 219V218H42ZM49 219V218H48ZM48 219H45V217H44V219L43 220H48ZM58 219V218H57ZM107 219V220H106ZM106 221H108V217H107V215H106ZM112 219V218H111ZM170 219H172V218H170ZM180 219H182V217H180ZM191 219V218H190ZM11 220H12V218H11ZM15 220V219H14ZM17 220H18V218H17ZM32 220V219H31ZM54 220V219H53ZM69 219H67L65 222H58L55 226L57 227V230H58V227H67L66 226V223H68L69 221H68ZM95 220V219H94ZM104 220V222H106ZM110 220V219H109ZM127 220V219H126ZM125 220V221H126ZM129 220H131V219H129ZM164 220V221H165ZM174 219H172L171 220V222H169V223H172L171 224V228H172V226L174 225V226H176L173 222L174 221H176V220H174ZM178 220V219H177ZM186 220H188V218L186 219ZM208 220H210L211 221V219H208ZM232 220V219H231ZM22 221V220H21ZM29 221V220H28ZM55 221H57V220H55ZM61 221V220H60ZM93 220H91V222H92ZM98 221H99V219H98ZM98 221L96 222V223H98ZM101 221V220H100ZM114 222H116L115 223V225H113V227L115 226V228H113L112 230L113 231H115L116 233H117V228L119 227V231H120V223L121 222H118V221H115V220H113ZM113 221H111V222H113ZM120 221V220H119ZM128 221V220H127ZM161 221V220H160ZM203 221V220H202ZM205 221H207V220H205ZM205 222L206 223V226H204L205 228L207 227V224L209 225L210 223H213V224H215L213 221L212 222ZM215 221H216V219H215ZM223 221V222H224ZM260 221V220H259ZM13 222V221H12ZM27 222V221H26ZM47 222V221H46ZM50 222V219L48 220V223ZM94 222V223H95ZM102 222L103 221H101V225H106V224H102ZM119 223V225L117 226L116 224H118ZM123 222V221H122ZM166 222V221H165ZM200 222V221H199ZM222 222V223H223ZM227 222V221H226ZM228 222H229V217H228ZM42 224H44L45 222H41ZM41 223L39 224L38 222H36V225H35V227H33V228H25L24 226L21 228V230H24L26 233H24V235L23 234H21V235H23V238H24V236H27V235H29V234H32V233H34V231H36L37 230V228H39L40 227V225H41ZM47 223V224H48ZM56 223V222H55ZM108 223V222H107ZM110 223V222H109ZM108 223V224H109ZM125 223V222H124ZM129 223V222H128ZM131 223V222H130ZM167 223V222H166ZM177 223V222H176ZM194 223V222H193ZM192 223V224H193ZM221 223V222H220ZM231 223V222H230ZM235 223V222H234ZM260 223V222H259ZM12 224V223H11ZM32 224V223H31ZM69 224V223H68ZM91 224V223H90ZM93 224V223H92ZM99 224V223H98ZM107 224V225H108ZM122 224L123 223H121V227H122ZM126 224H127V222H126ZM183 224H184V222H183ZM185 224H187V223H185ZM184 224V225H185ZM189 224L191 225V223H188V225L185 227V228H188L189 229ZM196 224V225H195ZM193 226L195 227H197V226H199V225H197V223H195ZM204 224V223H203ZM202 224V225H203ZM51 225V224H50ZM49 225V226H50ZM97 225V224H96ZM167 225V224H166ZM170 224H168V226H169ZM211 225V224H210ZM209 225V227H212V228H207V230H205L204 232H203V230L205 229H199L201 232H198V230H197V232L196 233H194L193 232V230H192V232H186V233H177L178 231H171V230H169V229H171V228H168L167 229V226H164V228L167 230V231H161V228H163V226L161 227V228H159L160 229V231L159 232H153V233H147L146 235H144V234H140V235H142V236H137L136 238L134 237L135 236V234H133L134 236V238L132 237V236H129V235H123V236H121L120 238H109V239H111V240H108V242H109V246H107L106 247V249L108 248L109 250H108V252H104V254H106L107 253V256L105 257L104 256V259H102L103 261H105V263H108V264H137L136 262H134V261H136V260H140L141 258H143V257H146V256H155L156 258L158 257V261H159V264H264V254H262L261 256H257L258 254H259V251L261 250L260 249V247L264 244V227L263 226H261V227H263V228H261V229H257L256 231L257 232H255V233H251V234H249V235H245V234H238V232H236V233H234V234H230V232H231V230H235V231H238L239 229H235V225L234 224H232L231 226H229V228H226L225 226V228L226 229H220V227H219V225H218V227H217V225H211L210 226ZM221 225H223V224H221ZM237 225V224H236ZM21 226V225H20ZM47 226V225H46ZM90 226V225H89ZM94 226H95V224H94ZM116 226H117V228H116ZM127 226H129V225H126V227H125V225L123 226V227H125V228H127ZM192 226V227H193ZM201 226V225H200ZM234 226V229L232 228ZM239 226H240V224H239ZM251 226V225H250ZM50 227H52V226H50ZM50 227H49V229H50ZM101 227V226H100ZM110 227V226H109ZM122 227V228H123ZM179 227V226H178ZM178 227H175V228H178ZM184 226H182V228H183ZM193 227V228H194ZM202 227V226H201ZM228 227V226H227ZM247 227V226H246ZM46 228H48V227H46ZM54 228V227H53ZM98 228V227H97ZM96 228V229H97ZM112 228V227H111ZM129 228V227H128ZM179 228H181V227H179ZM191 228V227H190ZM92 229V228H91ZM93 229H95V227L93 228ZM96 229H95V231H96ZM98 229H100V228H98ZM105 229V228H104ZM107 229V228H106ZM115 229V230H114ZM149 229V228H148ZM151 229H152V227H151ZM158 229V228H157ZM172 229H174V228H172ZM15 230H17V229H15ZM102 230H103V228H102ZM128 230V229H127ZM176 230V229H175ZM179 230H182V229H179ZM187 230V229H186ZM195 230V229H194ZM23 231V232H24ZM98 231H100V230H98ZM118 231V232H119ZM122 231H124V230H122ZM121 231V232H122ZM138 231V230H137ZM152 231V230H151ZM245 231V230H244ZM253 231V230H252ZM104 232V231H103ZM107 232V231H106ZM17 233H19V232H17ZM64 233V232H63ZM116 233H114V234H116ZM131 233V232H130ZM199 233H202V234H200V235H198ZM12 234V233H11ZM10 234V235H11ZM100 234V233H99ZM101 234H103L102 232H101ZM129 234V233H128ZM131 234V235H132ZM137 234H138V232H137ZM257 234H262L263 236H260L261 238H257L258 236H257ZM113 235V234H112ZM119 235V234H118ZM139 235V234H138ZM166 235H171V236H174V240L176 241V240H178V239H180V240H182V238H186L185 240H187V238H189V242L190 241H192V240H195L194 242L192 241L191 243V245H189L188 247H186V245H185V248H180V250H174V249H172V247L171 248H169V246H168V244L169 243H171V242H168L166 239H162V237H164V236H166ZM250 235H256L257 237L256 238H254L253 240H246L245 239V237L246 236H250ZM16 236H18V235H16ZM115 236H117V235H115ZM168 236H167V238H168ZM20 238H22V236H19ZM19 237H17V239H19ZM11 238V236L9 237V238H7V239H10ZM99 238V237H98ZM97 238V239H98ZM247 238V237H246ZM249 238V237H248ZM12 239H14L13 237H12ZM107 239V238H106ZM170 239L172 240V238L170 237ZM251 239H252V237H251ZM5 240V239H4ZM179 240V241H180ZM183 241V240H182ZM5 242H7V240L5 241ZM9 242H10V240H9ZM188 242V241H187ZM2 243V242H1ZM10 243H12V242H10ZM119 244H121L120 246H119ZM172 244V243H171ZM185 244V243H184ZM91 245V244H90ZM129 245H133V247L131 248H128V246ZM127 246V247H126ZM182 246V245H181ZM123 248V247H125V250H127V251H121V249L120 248ZM86 248H88V247H86ZM98 248V247H97ZM127 248V249H126ZM92 249H93V247H92ZM101 249V248H100ZM102 249H103V247H102ZM105 249V248H104ZM104 249H103V251H104ZM182 249V250H181ZM81 250V249H80ZM94 250H96V249H94ZM263 250V249H262ZM106 251V250H105ZM84 253V252H83ZM93 253V252H92ZM97 253V255H98V253H99V250H96V252H95V254ZM102 253V252H101ZM69 254V253H68ZM85 254V253H84ZM94 254V255H95ZM133 255V256H131L130 258H128V259H126V256L127 255ZM232 254V255H231ZM237 256H236V255ZM93 255V256H94ZM20 256H22V255H20ZM85 256V255H84ZM166 256V257H165ZM231 256V257H230ZM84 258V257H83ZM94 257H92V259H93ZM37 260V259H36ZM50 260V259H49ZM52 260V259H51ZM87 260V259H86ZM152 260H154V259H152ZM151 261V260H150ZM155 261V260H154ZM16 262V261H15ZM27 262V261H26ZM25 262V263H26ZM28 262H30V261H28ZM38 262H40V261H38ZM38 262H37V264H38ZM44 262V261H43ZM47 262V261H46ZM69 262V261H68ZM156 262H157V260H156ZM49 263V262H48ZM52 263V261H50V264ZM86 263V262H85ZM5 264V263H4ZM10 264H13V263H10ZM21 264V263H20ZM24 264V263H23ZM35 264V263H34ZM43 264V263H42ZM45 264V263H44ZM53 264V263H52ZM66 264H68V263H66ZM73 264V263H72ZM86 264H88V263H86ZM147 264H148V261H147ZM156 264V263H155Z\"/></svg>", "mask_w": 264, "mask_h": 264}]
</instances>
